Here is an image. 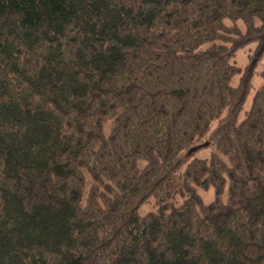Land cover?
<instances>
[{"label":"trees","instance_id":"trees-1","mask_svg":"<svg viewBox=\"0 0 264 264\" xmlns=\"http://www.w3.org/2000/svg\"><path fill=\"white\" fill-rule=\"evenodd\" d=\"M263 58L264 0H0V264H264Z\"/></svg>","mask_w":264,"mask_h":264},{"label":"rangeland","instance_id":"rangeland-1","mask_svg":"<svg viewBox=\"0 0 264 264\" xmlns=\"http://www.w3.org/2000/svg\"><path fill=\"white\" fill-rule=\"evenodd\" d=\"M226 23L230 24V21H226ZM237 25L240 27V29L242 31L246 30L245 25L243 24V22L239 21L237 22ZM256 48L255 44H250L247 47H245L244 49L240 50L237 54V57L235 59L236 64L244 69L249 63H250V57L251 55L254 53V50ZM264 68V58L259 62V65L256 69V74L252 80V84H253V88L250 91V94L248 96V99L245 103L244 109L243 111L240 113L238 120L242 121L243 118L245 117L247 111H249L251 105H252V101H253V97H254V93L255 90L261 85L262 83V77H261V71ZM239 76H236L233 81H232V85L236 86L239 82ZM200 157L206 156L207 151L203 150L201 152H199ZM199 194L202 196V199L204 201L205 204H209L211 202H213L215 200L214 197V190L213 188H210L209 190H203V189H199ZM226 199V197L224 196V200ZM155 211V207L152 203L146 204L144 206H142L140 208V215L141 216H145L147 215L149 212H153Z\"/></svg>","mask_w":264,"mask_h":264},{"label":"water","instance_id":"water-1","mask_svg":"<svg viewBox=\"0 0 264 264\" xmlns=\"http://www.w3.org/2000/svg\"><path fill=\"white\" fill-rule=\"evenodd\" d=\"M207 146H208V144H206V145H201L199 148L207 147ZM199 148H194V149H192V150L190 151V154L196 152Z\"/></svg>","mask_w":264,"mask_h":264}]
</instances>
